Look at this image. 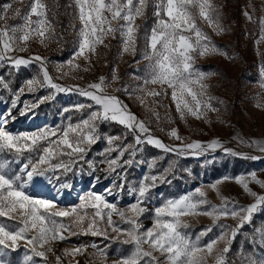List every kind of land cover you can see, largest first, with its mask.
Listing matches in <instances>:
<instances>
[{
    "label": "snow or ice",
    "instance_id": "snow-or-ice-1",
    "mask_svg": "<svg viewBox=\"0 0 264 264\" xmlns=\"http://www.w3.org/2000/svg\"><path fill=\"white\" fill-rule=\"evenodd\" d=\"M74 3L81 27L72 58L66 65L63 62L56 65V71L61 74L58 79L69 75V72L63 71L65 67L72 71L79 69L80 65L75 63L76 60L83 58L90 61L97 46L103 44L109 36L115 38L117 33L121 39V52L135 54L139 30L136 20L144 16L149 0H74ZM10 11L12 18L18 17L22 22L0 28V67L8 64L19 70L21 66L36 64L38 71L36 76L27 79L15 92L9 82L0 77V87L12 96L7 115H11V109L17 107L20 96L25 91L33 93L45 88L51 90L49 94L41 97L38 103L29 105L25 102V110L53 100L59 93L75 92L90 103H78L62 109L63 113H83L87 109V114L82 115L76 122H73L71 116H67L65 124L45 127L33 133L14 134L5 130L7 119L4 114H0V218H4L0 220V256H3L5 249L17 250L23 242L26 254L22 264H38L36 258L47 264V254L54 253L52 242H62L79 235L109 239L110 229L111 233L116 234L111 237L113 241L118 240L121 244L131 246L113 264H209V261L212 264H228V253L240 229L251 221L253 213L264 206V194H257L250 187V184L255 183L264 189V180L259 179L255 172L235 178L243 191L253 197L254 202L247 207L222 196L220 205L213 204L207 199L202 187L198 186L189 193L166 199L160 206L150 209L146 205L152 199L151 191L158 182H165L163 174L146 175L137 185L128 187L127 194L134 197V202L126 207H119L107 200L105 194L95 192L81 195L79 203L74 206L61 207L55 198L34 196L26 191L34 181L36 184L47 181L56 187L57 193L70 188L72 185L62 181L61 176L77 169L83 173V164L87 165L89 175L97 171L98 164H105L106 168L102 171L108 175L115 174V179L124 181L125 178L118 169L131 166L138 153L143 150L140 146L144 144L178 157L199 156L222 145L219 140H212L207 144L199 141L185 144L175 128L168 135L181 143L175 146L165 144L152 134L145 121L139 119L126 103L109 93L110 82L103 76L98 82L89 83L86 87L66 86L55 82L48 71L47 58L39 55L28 58L13 55L16 51H27L28 43L32 40L38 39L43 45L54 38L55 29L48 17V7L44 0H31L23 15L19 8L13 9L12 3L0 4V20L9 19ZM243 14L249 21L253 20L248 11ZM154 15L155 26L145 37L143 59L147 64L145 74L139 78L141 84L132 90L124 87L115 91L122 90L129 96L136 95L140 103L145 105L147 97H152L156 103L155 98L167 96L168 90H171V101L181 119L186 116L200 119L206 117L208 111H218L212 106L213 97L207 95L204 81L208 73L195 67L196 55H226L198 25V20H203L217 33L223 32L218 9L212 0H156ZM259 26L260 39L264 40V16L259 18ZM21 44L24 47H20ZM260 76V86L264 88V66L260 68ZM116 79L118 77L114 69L112 81ZM150 85L158 86L159 91L149 88ZM256 106L261 107L260 104ZM147 111L157 121L161 119L155 108L148 107ZM103 124H118L126 133H102ZM129 134L133 140L126 143ZM102 138L107 144L100 151L103 159H88L91 147ZM250 146H255L264 153V143L252 140ZM114 152L115 157L112 156ZM126 154L129 157L127 159ZM9 156L12 157L11 160L8 159ZM257 158L251 157L253 160ZM12 163L19 164V168L13 169L10 166ZM154 167L153 160L149 168ZM171 168L172 165H169L164 173H168ZM221 182L217 180L209 186L218 195V185ZM118 187L123 191L124 183ZM106 192L109 196L113 195L112 189H107ZM149 212L152 213V225L145 228L141 218ZM194 215H205L214 221L231 217L238 220V223L231 228L220 225L221 234L202 245L201 239L212 228L203 229L193 239L185 231L189 224L183 218ZM114 216L118 220L113 219ZM252 242L264 248V233L260 234L259 240L253 237ZM221 243L224 245L222 248L219 247ZM88 247L95 249L92 253L93 264L96 261L107 264L108 246L100 247L95 242L90 245L81 244L71 251L65 249L63 255L83 254ZM244 260L245 264H264V255L259 259L255 255H248ZM0 264H5V261L0 259ZM56 264H61L60 256H56Z\"/></svg>",
    "mask_w": 264,
    "mask_h": 264
},
{
    "label": "rangeland",
    "instance_id": "rangeland-1",
    "mask_svg": "<svg viewBox=\"0 0 264 264\" xmlns=\"http://www.w3.org/2000/svg\"><path fill=\"white\" fill-rule=\"evenodd\" d=\"M46 1L44 0L45 4ZM5 2L12 3L13 9L19 8L23 15L27 12L31 0H0V4ZM58 2L59 6L62 4L64 5L62 7H65L64 12L60 13L68 15L66 18L61 16L62 21L67 18L71 20H68L66 28H63L61 22L58 23L60 26L58 25L57 28L59 29L53 25L55 36L52 40L46 41L43 45L38 39L32 40L28 43L27 51H16L13 55L24 58L39 55L47 58L50 75L53 76L55 82L66 86L86 87L89 83L98 82L101 76L105 77L110 82L109 93L118 96L126 103L139 119L145 121L152 134L165 144L175 146L181 143L168 135V132L175 128L185 144L194 141L207 144L212 140H219L222 146L215 150L210 149L199 156L178 157L173 153H164L153 146L144 144L140 146L143 150L138 153L131 166L118 169L120 175L125 178L124 181L115 179V174L108 175L102 171L106 168L105 164H98L97 171L92 175H89L87 165L83 164V173L77 169L66 176H61L62 181L72 185L70 188L57 193L56 187L47 181L40 184H36L34 181L26 191L34 196L55 198L61 207L78 204L79 197L89 192L105 194L106 199L110 202L116 203L119 207H126L134 202V197L127 194L128 187L137 185L146 175L163 174L165 182H158L151 191L152 199L146 205L150 209L160 206L166 199L178 198L189 193L198 186L206 192L207 199L216 205L221 204V196L244 207L254 202L253 197L246 194L242 187L235 182V178L255 172L259 179L264 180V153L255 146H250L252 140L264 143V88L260 86L262 83L260 68L264 66V40L260 39L259 26V18L264 16V0H212L221 18L224 29L221 33H217L207 22L198 20L199 27L208 34L213 44L222 53H226V55L218 53L206 56L196 55L195 67L208 73V77L204 81L207 85V95L213 97L212 106L218 110L208 111L207 116L200 119L192 116L181 119L171 101V90H168L167 96L155 98L156 103L153 102L152 97H147L145 105L140 103L136 95L129 96L122 90L115 91L124 87L132 90L142 82L139 78L145 74L147 64L143 59L145 37L156 23L154 15L156 0H149L144 16L138 17L136 20L139 30L135 54L121 52V39L117 33L115 38L109 36L103 44L97 46L96 53L91 56L90 61H85L83 58L76 60L75 63L80 65L79 69L72 71L65 67L63 71L69 72V75L59 79L61 74L56 71V65L60 62L66 65L67 61L72 58L81 25L74 0H58ZM245 11L253 16L252 21L244 16ZM8 16L9 19L0 20V28L22 22L18 17L12 18V11L8 13ZM153 17L155 19H151ZM146 19H151V21L149 25L142 27L143 21ZM20 47H24V45L21 44ZM114 69L118 79L112 81ZM37 71L36 64L28 67L21 66L19 70L5 64L0 67V77L9 82L12 91L15 92L27 79L36 76ZM149 88L159 91V87L155 85H150ZM50 91L47 88L33 93L25 91L20 96L17 107L12 108L11 115L8 116L12 96L7 90L0 87V114H4L7 119V123L4 125L5 130L14 134L33 133L45 127L63 125L67 122V116H71L73 122H76L82 115L87 114V109L83 113L62 112L65 107L78 103H90L75 92L59 93L53 100L39 103L37 107L30 110L24 109L25 102L29 105L38 103L39 99L48 95ZM257 104H260L261 107H257ZM148 107L155 108V111L160 114L159 121L151 112L147 111ZM22 111L24 114H21ZM101 132L108 135H124L126 130L123 128L116 134ZM132 140L133 137L129 134L126 143L132 142ZM106 147V140L102 138L91 147L87 158L100 161L103 159L100 156V151ZM225 149L230 151L226 152ZM112 156L115 157L116 153H112ZM252 156L258 158L253 160ZM127 158L129 157L126 154L125 159ZM8 159L11 160L12 157L9 156ZM153 160L155 167L149 168V164ZM169 165H172V168L165 174L164 169L169 168ZM10 166L13 169L19 168L17 163H12ZM114 180L115 183H113ZM217 180L222 181L218 185L219 195L217 191L209 187ZM121 183H124L123 191L118 187ZM250 187L257 194H264V189L259 185L252 183ZM107 189H112L113 195H107ZM113 219L118 220V217L114 216ZM183 219L189 224V228L185 231L193 239L203 229L212 228V231L201 239L202 245L221 234L220 225H228L231 228L238 223V220L231 217L214 221L205 215L188 216ZM0 220H4V218H0ZM141 220L145 228L150 227L152 213H146ZM6 222L11 223V221ZM122 226L127 227V225ZM261 233H264V206L253 213L251 221L245 223L240 229L231 245V251L228 253V264H245L244 257L248 255L261 258L264 255V248L252 242L253 237L259 240ZM109 235V239L100 236L79 235L72 236L62 242L54 241L52 242L54 253L47 254V264H56V256L61 257V264H93L92 253L95 249L91 247H88L83 254L63 255L65 249L71 251L81 244L90 245L93 242L100 247L108 246L107 264H113V261L119 259L120 254L128 251L131 246L121 244L118 240L113 241L111 237L116 234L111 233L110 229ZM223 246V243L219 245L221 248ZM25 254L26 249L21 242V246L15 251L5 249L0 259H3L5 264H22ZM157 255L159 254L157 253ZM36 259L38 264H44L40 258ZM95 264H99V261H96ZM209 264H212V261H209Z\"/></svg>",
    "mask_w": 264,
    "mask_h": 264
},
{
    "label": "trees",
    "instance_id": "trees-1",
    "mask_svg": "<svg viewBox=\"0 0 264 264\" xmlns=\"http://www.w3.org/2000/svg\"><path fill=\"white\" fill-rule=\"evenodd\" d=\"M46 5L48 7L49 19L52 21V24L56 27V29H59V28H57L58 25H59L58 24L59 22H61L63 28H66V26L68 24V20H70V18L63 19V21L61 19V16H63V18L64 17L66 18V16H68L66 13L65 14L64 13L63 14L60 13L61 11L64 12V10H65L64 8L65 7H62L64 5L61 4L59 6L58 0H47L46 1ZM151 19H155V17H153ZM151 19H146L145 21H143V26L142 27H145V26L149 25ZM122 129H123V127L118 125V124H103V125H101V131L109 132L111 134L119 133Z\"/></svg>",
    "mask_w": 264,
    "mask_h": 264
}]
</instances>
